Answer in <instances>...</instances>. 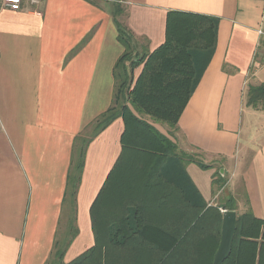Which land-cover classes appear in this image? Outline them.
<instances>
[{
    "label": "crops",
    "instance_id": "1",
    "mask_svg": "<svg viewBox=\"0 0 264 264\" xmlns=\"http://www.w3.org/2000/svg\"><path fill=\"white\" fill-rule=\"evenodd\" d=\"M117 2L138 55L165 43L170 11L219 20L215 52L177 129L141 117L211 166L186 165L207 203L233 198L238 215L250 210L264 221V111L246 104L248 87L264 83V0H23L17 11L0 7V264H47L52 256L66 219L74 140L113 102L125 52ZM123 132L120 118L87 149L79 234L65 263L95 244L90 210L121 154ZM218 174L228 178L219 190ZM226 188L230 197L219 200Z\"/></svg>",
    "mask_w": 264,
    "mask_h": 264
},
{
    "label": "trees",
    "instance_id": "2",
    "mask_svg": "<svg viewBox=\"0 0 264 264\" xmlns=\"http://www.w3.org/2000/svg\"><path fill=\"white\" fill-rule=\"evenodd\" d=\"M123 12L118 6L113 14L118 40L125 47L114 70L113 102L74 140L64 199L66 219L47 264H213L221 239L222 211H236V201L207 203L188 176L186 165L194 163L204 170L211 166L198 154L180 151L141 116L177 129L215 52L219 20L170 11L165 43L139 56L131 30L119 21ZM140 66L142 71L135 79ZM246 104L264 111V83L248 87ZM120 118L124 122L121 154L90 210L95 244L65 263V254L79 234L77 197L87 149ZM216 176L213 185L224 188L227 179ZM224 264H264V221L250 210L238 215L232 252Z\"/></svg>",
    "mask_w": 264,
    "mask_h": 264
},
{
    "label": "water",
    "instance_id": "3",
    "mask_svg": "<svg viewBox=\"0 0 264 264\" xmlns=\"http://www.w3.org/2000/svg\"><path fill=\"white\" fill-rule=\"evenodd\" d=\"M238 223V214L234 210L223 212L221 239L214 256L213 264H224L232 252Z\"/></svg>",
    "mask_w": 264,
    "mask_h": 264
},
{
    "label": "built area",
    "instance_id": "4",
    "mask_svg": "<svg viewBox=\"0 0 264 264\" xmlns=\"http://www.w3.org/2000/svg\"><path fill=\"white\" fill-rule=\"evenodd\" d=\"M33 3H36V0H33ZM22 4H23V0H1L0 7L7 8L13 11H17L21 9Z\"/></svg>",
    "mask_w": 264,
    "mask_h": 264
},
{
    "label": "rangeland",
    "instance_id": "5",
    "mask_svg": "<svg viewBox=\"0 0 264 264\" xmlns=\"http://www.w3.org/2000/svg\"><path fill=\"white\" fill-rule=\"evenodd\" d=\"M0 2H1V0H0ZM118 3V2H117ZM117 5H120L119 3L117 4ZM264 38V37H263ZM134 47V46H133ZM133 56H132V58H134V54H132ZM140 55H142V54H139V56ZM134 60V59H133ZM125 65L127 66V67H129L130 68V62H126L125 63ZM247 158H249V155H248V157ZM227 178V177H226ZM227 180H228V178H227ZM220 194V193H219ZM225 196H227V198H229L230 197V195H229V189H225L223 192H221V195H220V197H219V200L221 199V198H224ZM217 202V201H216ZM218 204H219V201L217 202Z\"/></svg>",
    "mask_w": 264,
    "mask_h": 264
}]
</instances>
